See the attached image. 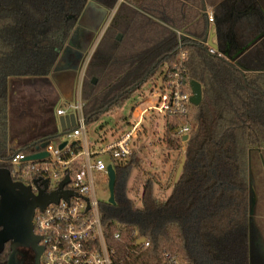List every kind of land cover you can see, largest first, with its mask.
Returning <instances> with one entry per match:
<instances>
[{"label": "trees", "instance_id": "16d2710c", "mask_svg": "<svg viewBox=\"0 0 264 264\" xmlns=\"http://www.w3.org/2000/svg\"><path fill=\"white\" fill-rule=\"evenodd\" d=\"M87 1L107 10L118 3L0 0V168L10 171L8 161L16 152L32 155L51 140L10 149L9 83L49 75ZM231 1L122 0L106 43L89 60L80 94L85 123L119 107L159 66L170 71L182 53L184 81L197 82L202 92L201 103L190 104L186 117L162 116L166 148L179 155L186 148L175 184L145 177L135 152L114 164V204L99 205L111 264H264L262 220L255 198L249 211L248 194L249 170L255 190L252 152L264 166V14L254 10L256 2L264 8V0H236L237 11L248 2L254 12L242 16L231 10ZM207 4L214 7L220 57L203 48L210 30ZM192 124L184 142L177 130ZM140 239L148 247L137 246ZM6 254H0V264Z\"/></svg>", "mask_w": 264, "mask_h": 264}, {"label": "rangeland", "instance_id": "374dc122", "mask_svg": "<svg viewBox=\"0 0 264 264\" xmlns=\"http://www.w3.org/2000/svg\"><path fill=\"white\" fill-rule=\"evenodd\" d=\"M120 3L122 0H118L112 10H107L87 1L72 34L74 42L70 41L72 43L70 47L65 46L58 55L49 75L43 78L10 80L8 134L10 142L13 140L18 142L14 147L9 142L13 152L29 141L39 140L43 136H49L51 141L58 145L63 139L62 130L78 124L79 115L75 107L81 99L82 84L86 80L85 70L98 45L106 43L104 36L110 30L111 21ZM165 72L166 66H159L139 91L149 90V84L160 88L161 76ZM145 107L146 105L140 101L138 91L131 93L119 107L112 108L100 115L97 120L85 124L86 142L88 145L99 147L103 144L102 138L117 137L120 132L129 131L134 123L140 121L130 150L140 159L142 174L145 177L146 174H151L160 184L165 183L169 187L174 180L176 169H173L170 175L168 169L176 160H181L186 148L181 147L180 155L167 149L162 142L164 131L162 115L148 112L141 116L140 112ZM57 109L66 111V114L62 117L57 116ZM257 157L256 152L251 153L250 165L255 187L253 193L256 199V213L262 220L264 230V166ZM106 163L112 162L106 158ZM134 175L135 172L132 177ZM95 179L98 181L94 191L95 198L100 204H106L109 194L104 177L99 174L95 175ZM130 179L132 181V178ZM130 179L128 184L131 183ZM156 188L164 187L159 185Z\"/></svg>", "mask_w": 264, "mask_h": 264}, {"label": "built area", "instance_id": "2783aa9c", "mask_svg": "<svg viewBox=\"0 0 264 264\" xmlns=\"http://www.w3.org/2000/svg\"><path fill=\"white\" fill-rule=\"evenodd\" d=\"M209 24L213 22L212 14H207ZM203 48L211 55H218L209 48L206 42ZM186 55L182 53L178 64L161 76V85H150L146 90L148 99L140 114L156 112L162 116L183 118L188 114L191 92L189 82H185L182 62ZM83 103L81 99L75 110L78 112V124L73 128H65L62 132V142L58 145L51 140L38 153L46 156L38 160H27L31 155L16 152L8 161L10 177L13 181L30 187L34 195L43 189L47 182L46 194L58 191V185L66 177L68 183L62 192H70L68 201L60 200L57 205L51 204L42 212L35 211L33 217V233L40 238L42 248L39 264H111V251L104 238V226L99 211L100 203L95 198V175H103L104 183L108 184L107 167L126 162L132 154L130 144L136 135L140 121L132 125L129 131H122L117 137L102 138L99 147L88 145L85 138V122L82 116ZM66 111L56 110V115L62 117ZM191 125H182L177 130L179 137L187 136ZM65 144L60 149V145ZM32 154V155H34ZM106 158L112 163L107 164ZM34 181H37L34 184ZM117 238V236H115ZM143 248L148 243L143 241Z\"/></svg>", "mask_w": 264, "mask_h": 264}, {"label": "water", "instance_id": "95a60500", "mask_svg": "<svg viewBox=\"0 0 264 264\" xmlns=\"http://www.w3.org/2000/svg\"><path fill=\"white\" fill-rule=\"evenodd\" d=\"M264 35V32L261 34ZM216 34L213 26L210 27L209 34L206 40V44L209 48L217 52L218 48L213 40ZM118 41L121 36H117ZM92 84H95V79H92ZM189 88L191 92L190 104L194 107L199 106L202 99L201 86L195 82H189ZM188 139L184 136L182 140L185 142ZM65 144L60 145V149ZM45 144H42L40 148H44ZM44 153H38L28 156L27 160H38L44 158ZM185 156L180 160V163L176 169L173 183L175 184L184 167ZM108 172V201L107 204H114V187H115V172L111 166L107 167ZM68 177H66L58 185V191L46 194L47 182H44L43 189H39L37 195H34L30 187L24 186L21 183L13 182L10 173L7 169L0 168V254L3 252L4 246L10 243V253L5 264H17L16 263V249L17 248H32L35 250V264H39V258L42 254V248L37 247L40 242V238L33 234V217L35 211L42 212L46 207L51 204L57 205L59 201H68L72 196L70 192H62V188L68 183ZM37 181H34L36 184ZM248 194H249V211L251 212L254 203V193L252 191L251 173L249 170L248 178ZM144 239L137 241L136 245L140 246Z\"/></svg>", "mask_w": 264, "mask_h": 264}, {"label": "crops", "instance_id": "0c3cea01", "mask_svg": "<svg viewBox=\"0 0 264 264\" xmlns=\"http://www.w3.org/2000/svg\"><path fill=\"white\" fill-rule=\"evenodd\" d=\"M236 4H237V1L236 0H233V1H231V6H230V8H231V10H233V12L236 11V14L242 16L244 14H248L249 12L254 13L253 10L249 9L248 2H244L243 7L242 8L241 7L238 8L239 9L238 11L236 10ZM256 5H257V7L254 8V10L256 9L257 10L256 12H260V13L264 14V8L261 7V5L259 4V2H256ZM205 13H206V15L207 14H212L213 19H214V15H213L214 14V7L213 6L207 4L206 5V8H205ZM231 17L232 16H229V19L228 20H230ZM213 23H214V20H213V22L211 24L208 23L209 24V27H212L213 26ZM70 41H72V43L74 42L72 37H71V40L68 41L66 47H70V45L72 44ZM213 43L216 44V38L213 40ZM138 95H139V98H140L141 103L144 104V101H146L148 99V96H147L146 91H143L142 89L140 91L138 90ZM63 130H62V132H63ZM43 137L44 138H48L49 136H46V137L43 136ZM43 137L41 139H39V140H43L44 139ZM35 141H38V140H35ZM35 141L34 140L33 141L32 140L29 141L28 143L24 144L23 146H20V148L18 150L22 149L23 147H25L27 145H30V144L34 143ZM9 142H10V140H9ZM10 143H11L10 145H12L13 147L14 146H17V144H18V142L16 140H13Z\"/></svg>", "mask_w": 264, "mask_h": 264}, {"label": "flooded vegetation", "instance_id": "af4514ba", "mask_svg": "<svg viewBox=\"0 0 264 264\" xmlns=\"http://www.w3.org/2000/svg\"><path fill=\"white\" fill-rule=\"evenodd\" d=\"M13 181V180H12ZM15 182V181H13ZM34 234V233H33ZM35 235V234H34ZM37 247H40L39 243ZM7 250L6 258L1 264H5L10 253V243L5 244L3 251ZM16 263L17 264H35V250L32 248H17L16 249ZM40 260V258H39Z\"/></svg>", "mask_w": 264, "mask_h": 264}]
</instances>
